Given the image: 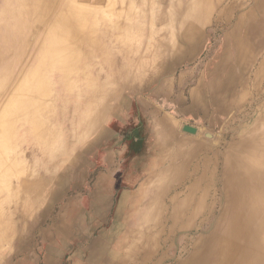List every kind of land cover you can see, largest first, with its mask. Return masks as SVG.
<instances>
[{
    "label": "bare ground",
    "instance_id": "bare-ground-1",
    "mask_svg": "<svg viewBox=\"0 0 264 264\" xmlns=\"http://www.w3.org/2000/svg\"><path fill=\"white\" fill-rule=\"evenodd\" d=\"M160 1L0 0V194L7 192L0 199V245L21 237L25 219L54 184L59 165L70 162L75 145L97 135L115 114L108 102L127 90L137 92L146 70L160 63L157 49L164 44L149 45L151 59L139 54L144 29L153 37L162 30L170 38L178 33L175 62H186L198 49L206 14L224 0H168L180 10L178 27L170 24L176 8L161 11ZM238 11L240 22L227 40L238 73L224 72L226 50L207 73L214 76L205 89L218 92L207 100L215 109L213 125L227 121L237 83L243 86L242 110L252 88L255 98L264 96L258 86L264 82V0H235L217 14L228 22ZM161 20L168 24L160 30ZM225 77L234 84L227 85ZM65 95L83 97L84 106L73 109L76 116L69 118L63 137L69 112ZM196 95L191 93L194 105L210 108L207 96L199 101ZM55 99L62 107H55ZM53 112L59 113V127L50 123ZM159 125L160 148L154 149L149 176L138 193L128 196L132 205L121 206L130 212L131 227L119 224L116 252L105 264H264V99L252 119L232 129L229 145L227 138L215 143L185 139L173 119H161ZM26 143L32 149L29 161L27 148L21 150ZM113 153L103 156L104 163L113 162ZM13 179L18 187L10 191ZM14 201L7 213L4 207Z\"/></svg>",
    "mask_w": 264,
    "mask_h": 264
},
{
    "label": "rangeland",
    "instance_id": "rangeland-1",
    "mask_svg": "<svg viewBox=\"0 0 264 264\" xmlns=\"http://www.w3.org/2000/svg\"><path fill=\"white\" fill-rule=\"evenodd\" d=\"M234 1L235 0H224L221 3V7H216L209 11L206 16L204 15L206 19L202 22V30L200 29V34L203 37L200 36L198 38L199 46L196 51L197 54L195 53L190 60L186 63L180 64L179 66H175L174 62L175 54L180 49V44H177V40L181 36L176 33V36L174 35V37L170 38L162 30L159 34H156L153 37V35L149 34V28L144 29L145 33L143 41L145 44L140 49L139 54L145 56L147 59H151L153 56L147 53L149 45L157 43V45L160 44L163 46L164 44L167 47L161 48L160 50L158 47L157 49L159 51L158 53H160V63H158L157 66L149 67L146 70L144 79L141 81L137 92L127 90L123 93V97H114L108 102L107 106L109 111L112 113L115 112V114L113 113L107 118L104 127L97 135H94L95 133H93L84 143L75 145V155L70 162L59 165V173L54 184L45 192L44 197H42L40 203L36 206L34 211L35 213L33 212V214L25 219V226L23 225L24 229L21 237L17 239L16 236H13L8 244L0 245V264H19V262L24 264V262H30L29 260L36 258V260H38V264H46L45 261L48 262L52 260L54 261L53 264H56L57 262L58 264H105L104 261L107 256L116 252L114 244L117 237V229L121 222H125L128 228L131 227V223L129 221L130 212L126 209L122 210L121 206L118 209L121 191L118 190L117 192L110 193L109 195L107 193L95 194V191L97 189V185L104 187L107 185L110 186L109 183H102L98 180V176L100 173H104L105 169V163L102 159L103 156L109 151H113L112 160L114 161L115 151L129 150L131 139L136 136L138 132L142 131V127L147 121L146 111L148 109L150 110L148 106L142 105L143 103L150 104V106H154L161 112L169 113L174 116L179 123L181 136L184 134H190L194 135V138H201L210 143H215L216 140H223L224 138H227V145H229L231 142L230 137H233V130H236L241 123L253 118L256 107L261 102V99H264V96L260 99L255 98L252 94L255 93V91L252 88L249 98L247 97L245 101L246 107L242 110V107L238 106V103L240 100L239 94L243 93V86L241 82L237 83L231 92L233 93L231 98L232 107L228 113L227 121L224 120L219 125H213L211 119L215 118V109L210 107V103L208 104L207 100L209 97L216 96L218 94L217 90H210L207 98L206 95H203L202 93H198V96L196 95L199 101L206 98L204 100L207 102L206 106L210 107L206 110L192 103L191 93L195 89H198L199 92L207 91L205 86L212 81L214 76H209L207 73L210 71L212 61L215 60L224 50H226V54H228L226 58H221V64L224 72L226 69H229L232 72L238 73V69L230 59L231 48L229 47L230 44L228 42V37L229 35H232L235 26L238 22H240L242 12L238 11L229 15L228 22L220 21L217 14L219 12V8L224 9ZM204 3H202V5H204ZM175 6L177 7V5ZM175 6L171 4L169 5L168 0L160 1L161 11L167 10L170 7L174 9L176 8ZM186 6L187 3L184 2L181 10H184ZM174 11H176V14L174 18H172L170 24L178 27L182 21V17L179 16V8L174 9ZM121 21H124V18ZM167 24L168 21L161 20L157 24V28L162 29ZM175 41L177 45L173 44ZM199 49L200 51H198ZM26 51L27 56H25L27 58L29 56V49ZM160 58L158 57L159 60ZM176 64L178 63L176 62ZM254 70L255 67L250 73L251 84H253ZM158 73H160V75H156ZM170 80L173 81L172 87L166 90L167 93H170L169 97L167 93H164V87L166 82ZM223 81L226 82L227 85L234 84V80L231 78L225 77ZM258 86L259 88L261 87L260 90H263L264 82H260ZM181 93L183 104L188 103L186 104L187 106L189 105L191 108L197 109V111L202 114L186 112L184 110V106H187H181L178 102L177 95ZM64 97L65 98L63 99L68 103V107L66 108L69 109V112L64 116L66 117V120L65 125L63 126L64 130L62 131L63 137L67 131L66 125L67 122H69V118L71 119L76 116L74 110H80L84 106V101H82L84 99L83 97L78 98L75 95H65ZM54 105L57 108L62 107L60 99H55ZM122 109L128 110L130 117L137 120V127L133 124L123 128V131L117 129L116 117ZM210 111H212V113L208 115ZM56 114L57 112L50 114V123L58 126L59 124H57L56 116L59 113L57 115ZM61 123L62 122L60 121V124ZM187 127L192 128L195 132L191 133L187 131ZM26 144L21 147V150L27 148V151L25 150L26 156L24 154V157L29 161L32 149L30 150V146ZM154 147L155 149H159L160 145L157 144L154 145ZM37 157H39V159L43 158L40 155ZM62 158L64 157H59L60 160H62ZM28 161L26 162V166L30 169L31 163ZM119 164V162H115V166L113 168L117 167ZM146 179L147 177L141 179L140 184H142ZM12 183L10 191H14V189L18 187L17 179H13ZM188 185L190 186V184ZM137 188L138 186L135 187V189L132 187L128 190L132 192L136 191ZM130 195L132 194H127L126 198L124 196L125 202L122 200L121 204L124 205V203L128 201L130 202V205H132L131 199L129 200L130 197H128ZM5 196H7V192L1 193L0 199ZM92 202L95 205L92 206V210L94 213L99 215H102L103 207L107 202H109L105 217L100 220V226L96 229L92 228L91 230L85 231L81 237L80 235L77 236V234L81 232L83 217H80L79 219L77 218L80 214H82V212L78 213V217L76 218L74 217V212H71L70 210H72L73 207H82L88 203L92 204ZM4 208L7 213L10 209L13 212L15 208V201ZM64 209L65 214L57 217L61 213H64ZM117 209V221L119 223H115L113 226ZM126 219L128 221H126ZM15 224H17V222ZM70 224L73 226H70ZM99 232H106V234L100 235L93 243V240L96 236H98ZM73 237L74 239L71 240ZM91 252H94V257L91 256ZM56 253L60 255V258L57 261L54 256Z\"/></svg>",
    "mask_w": 264,
    "mask_h": 264
},
{
    "label": "crops",
    "instance_id": "crops-1",
    "mask_svg": "<svg viewBox=\"0 0 264 264\" xmlns=\"http://www.w3.org/2000/svg\"><path fill=\"white\" fill-rule=\"evenodd\" d=\"M200 49L198 51H200ZM186 62H181L178 64H176V62H174V65L179 66L180 64H183ZM172 84H173V81H171V80L166 82V85L168 86V88L172 87ZM195 90L197 91V93H206V96L207 97L209 96V94H208L209 91L199 92L198 89H195ZM164 93H167V92H164ZM167 94L170 97V93H167ZM181 96H182V93L177 95L179 104L181 106L188 104V103L183 104V99ZM118 97H123V93H120ZM191 101H192V99H191ZM142 105L148 106L150 108V110L148 109L146 111L147 121L143 125L142 131L138 132L136 134V136H134L131 139V144H130L129 150H125V151L120 150L118 152L115 151V160L113 162H111L110 164L105 163L104 167L105 166H107V167L104 169V173H100V175L98 176L99 181H101L102 183H104V182L109 183L110 186L107 185L104 187V186L97 185V189L95 191V194L107 193L109 195L110 193H115L118 190L121 191L120 196H119L120 197V204L118 206V209L120 208V206L123 205V204H121V201L122 200L124 201V196H126L127 194L138 193L140 188L142 186H144V182L142 184H140L141 179H143L145 177L148 178V176H149L147 168L150 167L153 163V159H154V155H155L154 145L159 144L161 141V135L160 134H162V129L159 125V122L161 121V119L165 120L167 118V119L171 120V118H172L173 120H175L176 124H177V126L175 127L176 132L178 133V135L180 134V126H179L177 119H175L174 116H172L169 113H163L160 110H158L157 108H155L154 106H152V105L150 106V104L143 103ZM184 110L188 113L202 114L201 112L197 111V109L191 108L189 105L187 107L184 106ZM211 113H212V111H210L208 115H210ZM116 124H117V129L123 131L124 130L123 128H125L128 125L131 126L134 124L135 127H137V120H135L133 117H130L128 110L122 109L116 117ZM184 136H185L184 137L185 139L194 138V135H190V134L189 135L184 134ZM115 162H117V163L119 162L120 164L117 167L113 168L115 166ZM142 166H144V167H142ZM137 186H138V188L136 191L131 192L128 190L129 188H132V187H134V189H135V187H137ZM108 203L109 202H107L106 205L103 207L102 215L94 213V211L92 210V206L94 205L93 202H92V204L88 203L86 205H83L82 207H78V206L73 207V209H75V210L69 209L71 212H74V217H76V218L78 217V213L82 212V214H80L79 217L77 218V219H79L80 217H83L82 224H81L82 225L81 232L79 234L76 233L77 236L80 235V237H81V235L84 234L85 231L91 230L92 228L96 229L98 226H100V220H102V218L105 217L106 210L108 209ZM69 205H70V203H69ZM118 209H117L116 216H115V219L113 222V226L115 225V223L116 224L119 223L117 221L118 220V218H117ZM63 212L64 213H61L57 217L64 215L65 209ZM70 226H73V225L70 224ZM76 226H77V224H76ZM79 228H80V226H79ZM76 234H75V236H76ZM102 234H106V232H99L98 236H96V238L93 240V243ZM80 237H78V238H80ZM73 239H74V237L71 238V240H73ZM77 239H75V240H77ZM56 241H59V240H56ZM90 254L92 257L95 256L94 252H91ZM52 256H51V258H52ZM54 256H55L56 261L60 258V255H58L57 253ZM36 259H31V260H29L30 262H26V263L24 262V264H38L37 263L38 260H36ZM45 262H46V264H49V263L53 264L54 261L52 260V261H48V262L45 261ZM19 264H22V262H19ZM56 264H58V262Z\"/></svg>",
    "mask_w": 264,
    "mask_h": 264
},
{
    "label": "water",
    "instance_id": "water-1",
    "mask_svg": "<svg viewBox=\"0 0 264 264\" xmlns=\"http://www.w3.org/2000/svg\"><path fill=\"white\" fill-rule=\"evenodd\" d=\"M186 130L189 131V132H191V133H194L195 132V130H192V128H190V127H187Z\"/></svg>",
    "mask_w": 264,
    "mask_h": 264
}]
</instances>
